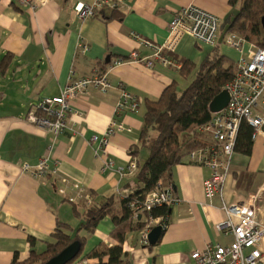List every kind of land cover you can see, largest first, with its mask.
Wrapping results in <instances>:
<instances>
[{
    "label": "crops",
    "instance_id": "0c3cea01",
    "mask_svg": "<svg viewBox=\"0 0 264 264\" xmlns=\"http://www.w3.org/2000/svg\"><path fill=\"white\" fill-rule=\"evenodd\" d=\"M111 1L123 17L103 23L95 18L80 21L73 13L75 5H90L93 0H48L37 10L16 0H0V61L11 55L7 67L0 69V264L24 262L31 250L28 237L35 239L33 249L37 253L44 252L45 244L53 243L51 233L57 223L73 230L80 226L81 216L70 202V198L79 201L74 186L90 193L97 205L130 193L133 175L121 173L130 157H135L128 151L138 143L145 102L157 100L173 82L179 84V69L157 61L147 65L152 51L133 39V34L162 45L170 20L195 6L220 19L217 44L221 54L234 63L239 58L237 51L223 43L227 20L234 14L228 0ZM79 43L87 45L85 54L78 51ZM204 45L185 35L175 51L166 55L181 66L180 60L185 59L198 66L213 49ZM132 53L136 59L130 58ZM122 59L124 63L114 64ZM71 72L84 78L95 72L107 73L111 87L104 93L92 88L73 100L71 108L82 115L69 113L68 130L55 136L26 117L41 100L58 97ZM122 91L137 99V112L115 113ZM253 113L264 117V91ZM112 121L124 129L111 135L107 147L99 151L100 139ZM93 136L98 140L89 143ZM42 158L47 159L49 171L56 173L36 179L23 170ZM105 163L110 167L104 168ZM241 174L251 177L242 183L248 189L238 191ZM209 176V169L186 158L174 166L171 177L179 204L169 208L167 225L154 246H140V232L126 236L122 249L129 264H193L192 252L232 243L231 236L215 227L225 218L220 199H208L203 193V181ZM263 186L264 127L253 140L250 155L234 153L224 198L232 202L235 197L257 193ZM77 212L80 214L81 209ZM113 228L112 221L103 218L87 237L82 255L99 244L116 245L110 236Z\"/></svg>",
    "mask_w": 264,
    "mask_h": 264
},
{
    "label": "built area",
    "instance_id": "2783aa9c",
    "mask_svg": "<svg viewBox=\"0 0 264 264\" xmlns=\"http://www.w3.org/2000/svg\"><path fill=\"white\" fill-rule=\"evenodd\" d=\"M19 4L29 6L32 10L44 8L48 0H16ZM117 4L111 0H93L90 5L77 4L73 7V13L80 21L94 18V14L104 7L115 8ZM220 27V19L200 8L189 6L176 14L168 24L167 38L162 45H156L146 39L133 34L140 45L152 51V60L147 61L151 66L153 61L162 66L180 69L181 65L168 57L166 53H172L183 36L188 35L195 41L208 46L217 43ZM223 43L239 54L236 61V76L228 82L224 90L228 92L227 106L217 113H212L211 119L198 128L197 133L201 144L192 149L186 159L198 166L209 169L210 176L203 181V193L206 198L218 197L222 203L224 220L215 225L216 229L225 235L232 237L233 241L227 246L207 247L204 251L192 252L190 258L193 264H264V186L255 194L247 197H235L232 202H226L224 198V186L230 175L232 157L242 122H246L252 128V141L259 135L264 127V117L253 113L264 91V49L256 48L247 43L236 34H226ZM247 48V49H245ZM78 51L85 54L87 45L78 44ZM136 59V54L130 56ZM124 59L114 64L124 63ZM111 85L107 73L95 72L90 78L77 77L71 72L67 84L61 90L60 95L54 98L41 100L36 106L31 107L27 114V121L43 128L52 135H60L68 130L67 116L69 113L81 116L82 113L71 108V102L77 97L86 94L94 88L100 92H107ZM139 107L137 99L122 91L119 101L115 106V113L127 111L137 112ZM124 128L121 124L112 121L108 124L100 139L99 151L108 145V138ZM98 140L93 136L89 143ZM110 163H105L104 168H109ZM137 169V160L130 157L126 168L121 175H133ZM24 171L29 172L33 178L41 179L49 171L46 158L34 166H24ZM78 192L79 200L85 198L90 202L87 192L78 186H74ZM122 195V196H127ZM74 203V199L70 198ZM179 204L171 186L157 189L147 193L136 202L127 206L134 212V216L148 212L156 207L172 208ZM165 228L163 218H150L140 231V246H148V234L155 227ZM73 264H88L87 261H75Z\"/></svg>",
    "mask_w": 264,
    "mask_h": 264
},
{
    "label": "trees",
    "instance_id": "16d2710c",
    "mask_svg": "<svg viewBox=\"0 0 264 264\" xmlns=\"http://www.w3.org/2000/svg\"><path fill=\"white\" fill-rule=\"evenodd\" d=\"M228 4L234 10V14L227 20L225 33L236 34L254 47L264 49V30L261 26L264 0H228ZM122 17L123 14L117 6L104 7L94 14V18L103 23L121 20ZM212 47L211 53L198 66L189 60H180L182 66L178 73L182 78L187 79L194 73L182 91L178 92L177 84L173 82L164 89L157 100L145 102L138 143L131 146L128 151L129 156L137 157L133 184L128 185L130 193L127 196H112L98 205L92 195L86 193L90 198L89 203L85 198L72 203L75 212L82 219L77 229L73 230L69 225L57 223L51 233L53 243H46L42 253H37L33 249L36 241L28 237L31 247L29 257L21 263L13 260L12 264H44L73 242L79 244V252L76 258L67 264H73L80 257L82 261L96 259L95 264H129L128 255L122 249L126 236L131 232H140L150 218L162 217L163 224L167 225L169 208L156 207L134 216V212L127 205L157 189L169 186L173 188L171 174L174 166L181 163L192 149L201 144L197 130L213 115L209 110L211 101L224 90L225 85L237 73V64L221 54L218 44ZM10 57L11 55L7 54L0 61V69L7 67L6 61ZM251 135L252 128L246 122H242L235 152L242 155L251 154L253 145ZM142 149L148 152L143 161L138 159ZM250 177L249 174H241L237 178L238 191L248 189L242 183ZM79 208L80 214L77 212ZM105 217L114 225L110 236L117 244L111 247L99 244L88 254L82 255L87 237L94 233L99 222Z\"/></svg>",
    "mask_w": 264,
    "mask_h": 264
},
{
    "label": "water",
    "instance_id": "95a60500",
    "mask_svg": "<svg viewBox=\"0 0 264 264\" xmlns=\"http://www.w3.org/2000/svg\"><path fill=\"white\" fill-rule=\"evenodd\" d=\"M261 26L264 30V17L261 19ZM229 97L228 92L223 90L220 94H218L210 103L209 110L211 113H217L224 109L227 106ZM140 218V216H138ZM162 234L161 227L157 226L151 230L148 234V246H154L159 241ZM79 252V244L77 242H73L67 248L62 250L57 256L49 259L44 264H67L73 261Z\"/></svg>",
    "mask_w": 264,
    "mask_h": 264
},
{
    "label": "rangeland",
    "instance_id": "374dc122",
    "mask_svg": "<svg viewBox=\"0 0 264 264\" xmlns=\"http://www.w3.org/2000/svg\"><path fill=\"white\" fill-rule=\"evenodd\" d=\"M204 46H207V45H204ZM178 75H179V73H178ZM178 75H176V78H178V82H179V84L177 85V87H178L177 89H178V92H180V91H182V89H184L187 86V84L189 83L190 79L194 76V73L192 74V76H190L189 78H187V80L179 79V76ZM143 110H144V108L141 107L140 111H143ZM147 155H148L147 150L146 149H142L141 155H140V159L142 161L145 160L146 157H147Z\"/></svg>",
    "mask_w": 264,
    "mask_h": 264
}]
</instances>
